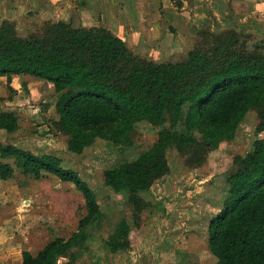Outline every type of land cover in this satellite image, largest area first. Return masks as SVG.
<instances>
[{
  "label": "trees",
  "instance_id": "obj_1",
  "mask_svg": "<svg viewBox=\"0 0 264 264\" xmlns=\"http://www.w3.org/2000/svg\"><path fill=\"white\" fill-rule=\"evenodd\" d=\"M31 25L22 35L20 22H0V78L12 92L0 97L1 131L13 135L22 129L20 114L3 107L14 98L12 79L21 76L53 85L57 118L47 122L67 138L72 155L98 140L130 147L140 123L161 128L149 149L104 171V185L132 207L130 219L121 218L102 242L106 251H131L133 227L138 230L152 208L143 194L170 174L171 151L184 157L190 170L202 167L211 151L235 140L254 112L256 140L248 154L234 157L222 207L209 223L208 244L218 264H264V33L258 38L238 23L220 31L207 23L192 26L193 45L182 59L158 61L103 26L74 27L59 20ZM18 174L72 184L85 202L69 238H55L36 253L23 251L22 264H58L77 250L68 262L76 264L108 223L96 191L55 154L0 144V181Z\"/></svg>",
  "mask_w": 264,
  "mask_h": 264
},
{
  "label": "rangeland",
  "instance_id": "obj_2",
  "mask_svg": "<svg viewBox=\"0 0 264 264\" xmlns=\"http://www.w3.org/2000/svg\"><path fill=\"white\" fill-rule=\"evenodd\" d=\"M225 23L231 21L227 19L219 24L207 19V24L216 31L226 28ZM31 24L21 21L20 33L25 35ZM238 29L262 38L264 12L238 22ZM186 34L188 32L181 33L182 38L168 50L154 48L156 43H152L148 48L137 46L135 52L158 61L182 59L193 45L192 36L184 39ZM11 83L14 98L3 103V107L20 114L22 129L13 135L0 130V144L11 143L26 150L59 156L65 168L76 171L96 191L101 209L108 216L106 229L89 242L90 252L76 264L93 261L101 264H218L209 249V223L222 207L234 157L245 156L252 150L258 125L256 113L250 112L235 140L211 151L202 167L190 170L184 164V157L176 150L171 151L168 156L170 174L143 194L152 208L144 213L141 227L138 230L133 227L131 251L110 254L102 242L121 218L130 219L132 207L121 194L104 185V171L133 160L149 149L161 128L140 123L130 147L98 140L83 154L72 155L67 150V138L51 130L47 122V119L57 118L58 95L53 85L28 76L14 77ZM11 93L7 79L0 78V97L9 98ZM84 205L81 193L72 184L62 183L52 176L35 180L18 174L13 180L0 181V264H21L23 251L36 253L55 238H69L85 213ZM76 251L60 259L58 264H68Z\"/></svg>",
  "mask_w": 264,
  "mask_h": 264
},
{
  "label": "crops",
  "instance_id": "obj_3",
  "mask_svg": "<svg viewBox=\"0 0 264 264\" xmlns=\"http://www.w3.org/2000/svg\"><path fill=\"white\" fill-rule=\"evenodd\" d=\"M262 12L264 0H0V22L59 20L74 27L103 26L134 50L152 43L168 50L181 33L188 32L186 40L192 26L202 27L207 19L219 24L229 19L228 28Z\"/></svg>",
  "mask_w": 264,
  "mask_h": 264
}]
</instances>
